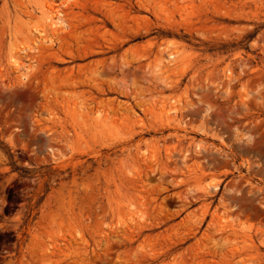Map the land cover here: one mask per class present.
<instances>
[{
	"label": "rangeland",
	"instance_id": "1",
	"mask_svg": "<svg viewBox=\"0 0 264 264\" xmlns=\"http://www.w3.org/2000/svg\"><path fill=\"white\" fill-rule=\"evenodd\" d=\"M65 4L0 0V264H264V0Z\"/></svg>",
	"mask_w": 264,
	"mask_h": 264
},
{
	"label": "bare ground",
	"instance_id": "2",
	"mask_svg": "<svg viewBox=\"0 0 264 264\" xmlns=\"http://www.w3.org/2000/svg\"><path fill=\"white\" fill-rule=\"evenodd\" d=\"M71 0H66V4L68 3V2H70ZM65 4V5H66ZM57 11L58 10H54V8H52V9H50V8H47L46 10H43V14H44V20L49 24L48 26H50V28L51 29H53V30H57V28L63 23L62 22V14H60L59 12H58V14H56L57 13ZM61 12V11H60ZM33 34H37V35H40V36H42V37H44V33L43 32H40V31H38V30H34L33 32H32ZM46 37V36H45ZM42 40H44V39H42ZM46 40H44V42H45ZM23 53L24 52H26L25 50H23L22 51ZM174 58H175V55L174 54H170L169 56H168V59H170V60H174ZM14 63H15V66H17V67H19V65H18V63H17V61H14ZM228 72V71H227ZM231 72V71H230ZM229 73V72H228ZM230 75H231V73H229ZM24 77V76H23ZM24 79H25V77H24ZM263 91V90H262ZM259 97V96H258ZM261 146L263 147V149H264V142L261 144ZM195 148H197V149H199L197 146L195 147ZM188 158V152H185L184 154H183V159H187ZM216 189V187H214L213 188V190H215ZM254 199V198H253ZM263 199V198H262ZM262 201H264V200H262ZM236 202H237V204L239 203V204H241V205H238V206H240V208L243 210V211H245V210H247L248 208H251V205H252V200L251 199H249V200H247V201H242V200H236ZM256 202V201H255ZM262 203V202H261ZM254 204V203H253ZM241 211V210H240ZM249 216V215H248Z\"/></svg>",
	"mask_w": 264,
	"mask_h": 264
}]
</instances>
